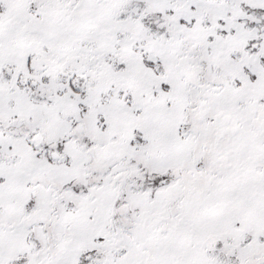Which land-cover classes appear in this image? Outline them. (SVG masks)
<instances>
[{"label": "snow or ice", "instance_id": "1", "mask_svg": "<svg viewBox=\"0 0 264 264\" xmlns=\"http://www.w3.org/2000/svg\"><path fill=\"white\" fill-rule=\"evenodd\" d=\"M0 264H264V0H0Z\"/></svg>", "mask_w": 264, "mask_h": 264}]
</instances>
